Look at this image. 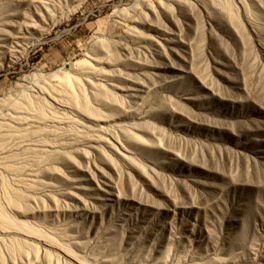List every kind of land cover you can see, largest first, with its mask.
Wrapping results in <instances>:
<instances>
[{
  "label": "rangeland",
  "instance_id": "rangeland-1",
  "mask_svg": "<svg viewBox=\"0 0 264 264\" xmlns=\"http://www.w3.org/2000/svg\"><path fill=\"white\" fill-rule=\"evenodd\" d=\"M0 264H264V0H0Z\"/></svg>",
  "mask_w": 264,
  "mask_h": 264
}]
</instances>
